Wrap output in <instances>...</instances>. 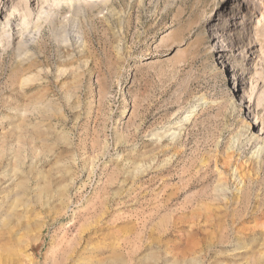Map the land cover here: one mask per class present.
Returning a JSON list of instances; mask_svg holds the SVG:
<instances>
[{
  "label": "rangeland",
  "instance_id": "374dc122",
  "mask_svg": "<svg viewBox=\"0 0 264 264\" xmlns=\"http://www.w3.org/2000/svg\"><path fill=\"white\" fill-rule=\"evenodd\" d=\"M260 15L0 0V264H264Z\"/></svg>",
  "mask_w": 264,
  "mask_h": 264
},
{
  "label": "bare ground",
  "instance_id": "6f19581e",
  "mask_svg": "<svg viewBox=\"0 0 264 264\" xmlns=\"http://www.w3.org/2000/svg\"><path fill=\"white\" fill-rule=\"evenodd\" d=\"M260 13V12H259ZM263 16V15H262ZM262 16L260 15L261 18H259V20H257V22H263L264 20H262ZM264 19V18H263ZM262 20V21H261ZM231 35V33H230ZM196 109V108H195ZM248 127H250V124L247 123L246 124ZM253 136V135H252ZM254 137V136H253ZM251 138V137H250ZM248 140V139H247ZM232 157V156H231ZM226 162L228 163V161H225L224 164H226ZM230 162V161H229ZM260 163V162H258ZM234 165H235V168H234V173L235 171L237 170V162H236V159H234ZM261 164H259L260 166ZM233 173V174H234ZM233 176V179H232V187H233V193H236L237 195H235V197L240 201V202H243L245 201L247 198H248V193L250 192V182L253 183L255 182L252 178L250 179V182L248 181V184L245 183L243 177H240L238 175V173L236 172V174L232 175ZM232 178V177H231ZM246 185H248L246 187ZM221 190L222 189H229V185H228V182L226 179L222 180V184H221ZM244 187L245 188V192H243L244 190Z\"/></svg>",
  "mask_w": 264,
  "mask_h": 264
}]
</instances>
